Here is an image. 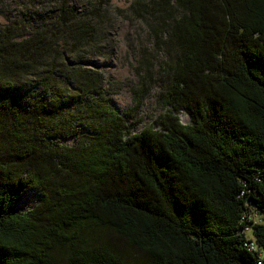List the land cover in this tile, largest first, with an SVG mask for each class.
Returning <instances> with one entry per match:
<instances>
[{"label":"trees","instance_id":"obj_1","mask_svg":"<svg viewBox=\"0 0 264 264\" xmlns=\"http://www.w3.org/2000/svg\"><path fill=\"white\" fill-rule=\"evenodd\" d=\"M50 11L0 28V264H264V0L115 9L145 33L131 111L156 85L165 109L140 133L61 48L91 44L98 25ZM80 124L92 135L63 145Z\"/></svg>","mask_w":264,"mask_h":264},{"label":"rangeland","instance_id":"obj_2","mask_svg":"<svg viewBox=\"0 0 264 264\" xmlns=\"http://www.w3.org/2000/svg\"><path fill=\"white\" fill-rule=\"evenodd\" d=\"M133 1L135 0H0V28L9 25L11 21L21 22L20 26L29 21L32 24L51 23L54 19L50 21V10L60 7L64 9V13L66 11L70 14L69 17L81 18L98 25L97 30L100 33L91 44H84L83 48L72 53L64 50L62 46L61 48L69 64L96 70L102 74L105 82L104 96L108 103L125 118L132 132L140 133L149 127L158 129V118L165 109L158 102L161 90L160 85H156L140 108L131 111L134 106L131 89L137 81L134 73L137 45L143 41L145 33L136 20L124 18L115 9L126 10ZM71 88L75 89L72 83ZM38 96H42L44 100L48 99V96L41 93ZM77 103V99L71 98L66 106L72 108ZM179 119L185 125L191 121L184 111L179 113ZM76 130L74 135L60 137V142L66 146H75L79 138L92 135L86 125L80 124ZM40 199V190L26 192L21 196L17 209L31 210ZM259 220L260 218L256 217V221ZM106 239L119 247H128L124 240L112 232L106 234Z\"/></svg>","mask_w":264,"mask_h":264}]
</instances>
